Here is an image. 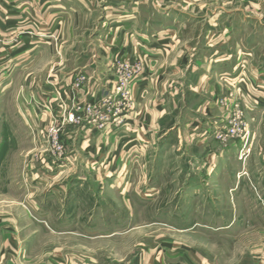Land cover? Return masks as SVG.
<instances>
[{"label":"crops","instance_id":"obj_1","mask_svg":"<svg viewBox=\"0 0 264 264\" xmlns=\"http://www.w3.org/2000/svg\"><path fill=\"white\" fill-rule=\"evenodd\" d=\"M126 63L132 109L120 111ZM80 74L87 81L75 89ZM2 82L23 84L18 99L40 102L0 107V264H264V151L255 153L253 132L224 149L216 140L237 104L249 120L247 102H264V0H0ZM100 100L121 122L97 135L83 126L79 138L69 127L77 164L53 177L67 185L46 186L33 166L44 159L14 151L8 118ZM246 147L251 154H240ZM171 153L188 169L147 170ZM16 162L31 164L21 186L7 183ZM89 175L106 184L184 179L182 214L152 188L157 219L144 234L142 221L118 213L140 210L125 199L141 188L72 185ZM112 194L123 202L109 203Z\"/></svg>","mask_w":264,"mask_h":264},{"label":"rangeland","instance_id":"obj_2","mask_svg":"<svg viewBox=\"0 0 264 264\" xmlns=\"http://www.w3.org/2000/svg\"><path fill=\"white\" fill-rule=\"evenodd\" d=\"M129 65V64H128ZM87 77L80 74L78 77L75 78L74 82V88L80 89L82 86L86 83ZM128 87H130L129 83H127ZM117 87V92L118 88ZM24 85L20 83H0V107H15L18 108L19 102H27V104L36 105V102L38 101L35 97L31 96V98H23L18 99L17 93L23 91ZM35 89L32 88L31 91L33 92ZM54 90V89H53ZM124 90L128 93H130L129 88L126 89V86L124 87ZM7 95H4L7 93ZM26 92V91H25ZM55 92V91H54ZM53 93V92H51ZM57 94V92H56ZM130 95V94H129ZM20 96V95H19ZM245 96V94H244ZM253 97V96H252ZM114 100V99H113ZM112 103L111 105L113 107H117L116 111L119 110L117 106V100H114L115 103ZM264 101V99H262ZM109 100L105 101V104L102 100L96 103H89V102H83L78 105V108L74 107V113L71 111L68 112L66 110L65 113L61 112V114H58V112H55L52 107L44 109V112H41L40 108H35L34 110H31L28 115L24 116L21 114H17V116H10L8 119L13 125V131L7 132L9 134L10 138H14L15 144H16V153L19 154V152L22 151L23 155L32 156L34 160L36 157H42L44 159V163L42 162H34L33 166H36L41 172H44V181L46 186H65L68 183V179H61V183H57V179H54L53 177L60 171V169L67 168V166L71 161L74 159L75 152H73V145L72 140H69V133L72 132L69 130V127L74 126L77 128L74 130L75 137L79 138L80 129L81 127H88L94 128L95 132L94 135L98 134L99 131L106 130L110 124H115V126H118V122L120 119L119 112L114 111L113 107H108ZM247 102V101H246ZM224 104V102H222ZM245 103V102H244ZM248 103V109L255 110L256 115L253 114L251 118H246L245 112H243L244 120L247 124V134L244 139H238L236 141L231 142L226 147H223L220 144V147L222 146V149L229 147L232 144H236L237 142H244L248 143L251 139V135L253 132V138L257 142L256 144V152L257 154H260L264 151V102H262V105H259V100L255 97L252 99V102ZM63 104V103H62ZM39 105V104H37ZM64 105V104H63ZM62 105V106H63ZM241 106V105H240ZM242 109V108H241ZM116 112V114H114ZM74 116V119L72 118ZM230 118V117H229ZM229 121V119H228ZM249 121V122H248ZM88 124V125H87ZM228 124V122H227ZM226 124V126H227ZM71 142V143H70ZM219 143V142H218ZM254 147V149H255ZM14 148V147H13ZM74 150H76V147L74 146ZM246 151H243L240 149V154H251V148L246 147ZM259 151V152H258ZM30 160V157H29ZM41 161V159H40ZM77 162L74 159V165H76ZM25 165L29 167L31 165L30 163ZM24 164H19L16 162L15 164H9L10 171L13 172L18 170V172H14L11 174V178H7L8 182L18 183V186H21L25 183H22L23 181L26 182L27 178L23 176V178H20L19 172L22 170H27ZM147 170L149 171H164V172H172L174 170H182L188 169L189 164L185 163L183 160L182 155L177 154H170L166 158L162 159L161 161H157L156 163L148 162L146 164ZM130 167H128L129 169ZM29 171L31 169H28ZM27 170V171H28ZM59 170V171H58ZM93 174V173H92ZM10 175V174H9ZM94 175V174H93ZM93 175H89L87 177V180H79L72 182V185H81L83 182L86 183L88 181L87 185H95V186H126L128 188H135L139 187L141 188L140 194L130 195L126 197L125 201L127 203H135L139 205L141 208L140 210H137V213L135 212H122L118 211L120 215H125L126 218H129V214H132L134 218L133 220H136L137 222L142 221L144 226L146 227L144 229V234H151L152 228L149 226V223L152 219L156 220V210L152 204H155L156 206V198L157 194L152 195V188H157V186H161L162 189L159 191V201L162 202H169L171 205L178 204V207L180 208V214L181 212V200L179 201L177 197L181 195L179 193L183 189V183L186 182V180L181 178H169V177H160L159 179H154L150 177L143 176L142 179H128V178H122L120 180L114 181V179H110L111 183L106 184V181H96L99 180L95 178ZM30 177V176H29ZM30 179V178H29ZM65 179V180H64ZM99 182V183H98ZM114 182V183H113ZM22 183V184H21ZM31 183H29L30 185ZM170 188L167 190H164V188ZM134 194V193H133ZM106 199L109 203H116V202H123V200H119V197L116 195H106ZM99 197V196H98ZM262 198V195L259 196ZM154 199H156L154 201ZM138 207V206H137ZM139 208V207H138ZM178 212V213H179ZM224 214L228 215V213L224 212ZM155 215V218H154ZM123 217V216H122ZM148 225V226H146ZM123 229V228H120ZM128 229V228H127ZM157 228H154V231H156ZM156 233V232H155ZM208 250L215 251V247L222 246L224 250L230 251V245L229 243H223V244H214V243H207ZM214 253V252H211ZM228 260V259H227ZM225 260V261H227ZM223 261V260H222ZM246 263L247 260L244 259Z\"/></svg>","mask_w":264,"mask_h":264},{"label":"built area","instance_id":"obj_3","mask_svg":"<svg viewBox=\"0 0 264 264\" xmlns=\"http://www.w3.org/2000/svg\"><path fill=\"white\" fill-rule=\"evenodd\" d=\"M137 73H141V68H137ZM120 83L118 88V93L121 97V110L120 111H129L132 109V104L129 101V93L124 90V87L127 83L134 77V72L128 63L121 64L120 67ZM74 119V116L72 117ZM247 124L244 120L243 112L241 106L237 104L234 107L233 112L229 118L227 126L223 127L216 133V140L223 147H226L231 142L238 139H244L248 130Z\"/></svg>","mask_w":264,"mask_h":264}]
</instances>
